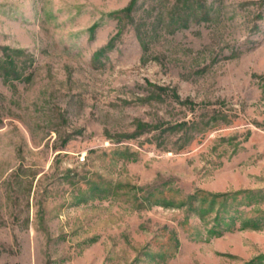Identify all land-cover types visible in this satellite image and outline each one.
<instances>
[{"label":"rangeland","instance_id":"rangeland-1","mask_svg":"<svg viewBox=\"0 0 264 264\" xmlns=\"http://www.w3.org/2000/svg\"><path fill=\"white\" fill-rule=\"evenodd\" d=\"M0 264H264V0H0Z\"/></svg>","mask_w":264,"mask_h":264}]
</instances>
